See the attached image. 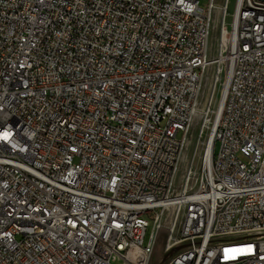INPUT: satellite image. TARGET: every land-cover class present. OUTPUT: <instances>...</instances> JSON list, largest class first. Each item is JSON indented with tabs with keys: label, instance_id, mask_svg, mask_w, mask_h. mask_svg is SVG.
<instances>
[{
	"label": "built area",
	"instance_id": "built-area-1",
	"mask_svg": "<svg viewBox=\"0 0 264 264\" xmlns=\"http://www.w3.org/2000/svg\"><path fill=\"white\" fill-rule=\"evenodd\" d=\"M253 1L213 55L217 0H0V264H264ZM224 75L213 145L182 170Z\"/></svg>",
	"mask_w": 264,
	"mask_h": 264
},
{
	"label": "rangeland",
	"instance_id": "rangeland-1",
	"mask_svg": "<svg viewBox=\"0 0 264 264\" xmlns=\"http://www.w3.org/2000/svg\"><path fill=\"white\" fill-rule=\"evenodd\" d=\"M200 1H201L202 6L207 7L209 0H200ZM217 2L223 4L224 0H217ZM229 2H230L229 13H228V17H227L228 24L231 23L236 0H230ZM222 14H223L222 9H219V10L216 9L215 10L214 29H213V33H212V42H213L212 54L213 55H215L218 51L219 36L221 33ZM228 28H230L229 25H228ZM209 74H210V77H212V74H213L212 70H210ZM221 89H222L221 86H219V90L216 93L217 95L214 98L212 104L209 107L206 106V108H204L205 111H207L206 118H199L197 120V123H195L196 125H194V127L191 131L190 143L188 144L186 152H185L186 157L184 158V161L182 164V170H184L187 163L192 159L195 160V164L197 166H200L205 159L207 143L209 142V137L211 135L214 120H215L216 108H217V105L219 103V99L221 97ZM202 102H203L202 104H205L204 100ZM208 110H210V111H208ZM218 148H219V143L216 144L215 150L217 151ZM150 230H151V227L148 228L146 239L149 236ZM166 234H167V232L165 230L161 232L159 242H158V250H157V254H159V255H158V257L155 258L156 260H158V258L162 254Z\"/></svg>",
	"mask_w": 264,
	"mask_h": 264
},
{
	"label": "bare ground",
	"instance_id": "bare-ground-1",
	"mask_svg": "<svg viewBox=\"0 0 264 264\" xmlns=\"http://www.w3.org/2000/svg\"><path fill=\"white\" fill-rule=\"evenodd\" d=\"M229 1L230 0H224L223 4L216 2V9L217 10L222 9V11H223L222 19H224L223 18L224 16H225V18H226V16H228L229 4H230ZM236 5H237V0L235 2V8L233 11V15H234L235 10H236ZM260 11L264 13V1H261V0L253 1V12H260ZM222 19H221V22H222ZM226 32H227V26H225L223 34L220 33V36H219V42L220 43L222 42V40H226V39L228 40V37L224 36ZM218 52H219V49H218ZM219 54H220V52H219ZM228 82H229L228 75H224V78H223V80H221V84H220V86L222 88L221 89V97L219 99V103H218L217 108H216L215 120H214L211 135L209 137V142L207 143V155L211 149V146L213 145L214 132H215L216 126L218 124L220 113H221V110L223 107V100H224V96L226 93V87H227ZM209 89L210 90H207L208 98H210V99L215 98L216 97L215 95H217L216 93L218 92L219 87L218 88L210 87ZM212 91H214V94H211ZM203 106L204 105L200 104L199 107L197 108V115H198L197 118H199L201 115H206L207 111H205ZM208 111H210V110H208ZM189 143H190V140H189L188 144ZM185 157H186V154L184 155V158ZM235 239H236V230H229V232H226V233H225V231H218V242H220V243H233V242H235ZM133 262H136V261L133 259Z\"/></svg>",
	"mask_w": 264,
	"mask_h": 264
},
{
	"label": "water",
	"instance_id": "water-1",
	"mask_svg": "<svg viewBox=\"0 0 264 264\" xmlns=\"http://www.w3.org/2000/svg\"><path fill=\"white\" fill-rule=\"evenodd\" d=\"M261 1H264V0H261Z\"/></svg>",
	"mask_w": 264,
	"mask_h": 264
}]
</instances>
